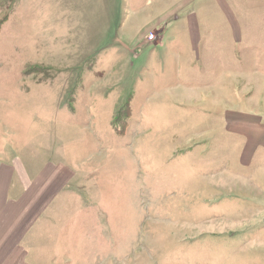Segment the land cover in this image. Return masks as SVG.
Instances as JSON below:
<instances>
[{"label":"rangeland","instance_id":"rangeland-1","mask_svg":"<svg viewBox=\"0 0 264 264\" xmlns=\"http://www.w3.org/2000/svg\"><path fill=\"white\" fill-rule=\"evenodd\" d=\"M153 1L0 0V194L29 197L28 215L0 216L29 226L27 247L0 246V264H264V191L244 167L242 118L212 103L227 97V70L212 86L206 56L185 49L176 77L163 31L187 27L172 17L140 40L122 38L138 24L105 29L113 16L142 25ZM73 176L105 206L83 243L73 215L38 213L52 197L69 208L75 193L57 190Z\"/></svg>","mask_w":264,"mask_h":264},{"label":"crops","instance_id":"crops-1","mask_svg":"<svg viewBox=\"0 0 264 264\" xmlns=\"http://www.w3.org/2000/svg\"><path fill=\"white\" fill-rule=\"evenodd\" d=\"M207 1L180 0L176 3L173 0H154L147 6L151 7L152 10L145 11L147 13L141 21L142 25H145L143 28L138 17L134 23L128 26L131 20L127 18L120 20L113 16L112 24L105 29L108 32L121 28L125 31L130 29L133 31V27L136 28L135 25L138 24L140 27L137 28L141 31L140 33L131 35V32L130 35L122 36V38H134L136 36L134 40H140L141 36L145 34V28L153 22H163L172 17L176 23L186 24V31L172 32L167 29L163 31V40L166 41L164 46L166 47L169 39L170 48L176 49L174 53L177 55L176 64L178 68L176 70L178 74L176 77L185 78L187 76L188 66L186 64L183 66L182 61L187 62L180 57L187 54L185 49H191L190 54L199 56V60L201 55L206 56V61L203 57L200 62L202 67L199 66V68L212 70L213 78L210 80L212 86L219 82V72L227 70V97L226 99L214 97L212 103H219L221 100L226 101L232 105V108H229L232 110V113L229 114L231 117L228 116V119L236 116L242 118V121L234 122L233 128L235 131L244 134V167L251 168L252 178L258 181L259 187L264 191V105L262 104L264 102L262 97L264 94V0H210L212 5L209 12L206 9L209 6L206 4ZM193 6L195 12L190 9ZM143 14L145 13H141V15ZM154 14L160 16L153 19ZM149 17H151L150 20ZM125 21L126 24H124ZM168 26L167 24L165 28ZM118 38L121 39V37ZM178 39L179 41H177ZM221 56H226V62L220 60ZM165 64L159 68L164 70ZM182 68L186 74H182ZM241 79L245 81L244 89ZM256 87L261 88L263 93L256 95ZM201 99L202 101L205 100L204 98ZM241 124L243 125L241 126ZM73 161L76 160L69 161L71 166H81L80 164H72ZM62 165L64 164L62 163ZM50 173V178L55 176L51 169L47 174ZM75 179L76 177L73 176V179L68 180L64 189H61L63 188V180H61L59 190H57L60 193H65L64 191L75 193L73 194L74 198L69 199L68 209L64 210L62 206L58 208L59 210H56L54 206L50 208L51 200L53 204L56 201V198L52 197L50 200L49 198L46 200L43 207L39 208L38 213L52 216L57 213L73 215V218L67 220L70 223L72 219L69 231H72L73 234L77 233L73 227V222L80 224V232L83 231L85 237L82 238L80 235V240L83 243L91 238L90 229L87 227L90 225L92 208L103 213L105 206L93 200L92 196H94L95 191L91 192V189L94 188L92 183H89L90 191L87 188L86 194L85 189L75 190ZM76 191H79V194H76ZM61 199L59 197V200ZM28 204L29 197L27 198L26 194L19 197H15V194H0V216L3 218L6 214L9 216H26L29 213ZM3 218L0 219V246L27 247L28 224L25 223L22 227L21 219L14 221L9 217L6 221ZM51 224L54 227L52 231H57L58 223L53 219ZM57 235L55 233V236ZM5 261H7L6 256L0 254V262L4 263Z\"/></svg>","mask_w":264,"mask_h":264},{"label":"built area","instance_id":"built-area-1","mask_svg":"<svg viewBox=\"0 0 264 264\" xmlns=\"http://www.w3.org/2000/svg\"><path fill=\"white\" fill-rule=\"evenodd\" d=\"M154 37H155V34H153V32L150 34V36H149V38L150 39H154Z\"/></svg>","mask_w":264,"mask_h":264},{"label":"trees","instance_id":"trees-1","mask_svg":"<svg viewBox=\"0 0 264 264\" xmlns=\"http://www.w3.org/2000/svg\"><path fill=\"white\" fill-rule=\"evenodd\" d=\"M118 119V118H117Z\"/></svg>","mask_w":264,"mask_h":264}]
</instances>
